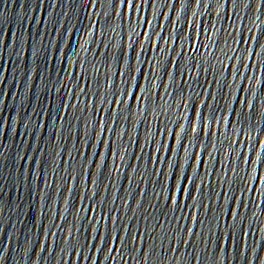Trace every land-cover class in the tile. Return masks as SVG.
<instances>
[{
  "label": "snow or ice",
  "instance_id": "6c2138e0",
  "mask_svg": "<svg viewBox=\"0 0 264 264\" xmlns=\"http://www.w3.org/2000/svg\"><path fill=\"white\" fill-rule=\"evenodd\" d=\"M93 2H95V0H93ZM145 2L148 3V0H145ZM195 3L199 4L200 0H194ZM232 2H236V0H232ZM120 3L125 5V6H130L133 11H135L137 9V5L135 3V0H120ZM117 15H120L119 12L116 13ZM146 24L148 25H151V21H147ZM144 38L145 40H149V36L147 34V32H145L144 34ZM156 35H158V33H156ZM152 47L155 49L157 46L156 45H152ZM160 52H163L165 51L163 48H160L159 50ZM139 56V54H138ZM257 57L259 58V53H257ZM125 60H127V56L124 57ZM237 59H239V57H237ZM264 63V62H262ZM148 64H151L152 65V72L150 74V71L148 69V71H145V69H143V71H141V68L139 69H136V68H133L131 65L128 66V68L125 70L124 68H120L119 69V74L118 76L122 79V81L124 82V84H128V81L131 80L133 82V84L135 85V89L137 91H140V92H143V93H146V95H141V96H138L136 95V91H135V96L133 95L134 91L133 90H130L127 86L126 88H124L122 90V93H116V96H115V101H114V105L116 106H119L121 105V100L119 98V96L122 94L123 96H126L128 98V100H132V101H136V102H139L140 104H144V105H147V103L149 102V98L151 97L152 98V93L151 92H148L147 89L143 88L140 84V82L138 83L137 82V77L135 75L136 72H139L140 76H142L146 81H148V83L150 82L151 84V81L153 79H159L158 75H156L157 73L155 72V67L156 65L153 64V62L151 60L148 61ZM173 66H175V62H173ZM245 67H247V63H245ZM232 74L235 76L236 74V69L235 68H232ZM167 76L171 79L172 78V74L170 71H168L167 73ZM107 83H109L110 86L111 85V82L110 80L107 81ZM153 88H155V85H152ZM164 87H167L166 85H164ZM207 94V93H205ZM162 97V96H161ZM212 99L215 100L216 97H215V94L213 93V96H212ZM110 103H113V101L111 100ZM125 101L123 100V105H124ZM241 104L244 103L243 100H241L240 102ZM204 105V101L202 102V106ZM68 105L65 101V103L62 105V108H61V111L63 112V109L66 108ZM75 106V105H73ZM187 105H184V108L187 109ZM208 107H211V104L208 105ZM248 108L250 109L251 108V101L248 102ZM143 111V109H141ZM116 116V113H113V117ZM194 116L196 117V119L198 120L199 122V125L200 127L197 128L195 125H194V122L192 120L191 122V128H190V131H191V134L193 137H195L197 134H200V138H201V143H200V146L203 147V144H202V136H208L209 134V125L207 123H205V120H206V117L205 116H201V111H198L195 109V112H194ZM236 116H240V112L237 111L236 112ZM186 121L188 119V116L185 117ZM201 120L203 121L202 123V127H201ZM214 121L219 124V123H225V124H228L229 121H227L226 119H222L220 117H216L214 119ZM102 125H104V120L103 118H101L100 122ZM178 127L181 128V130L183 131L184 130V126L183 124H180L178 125ZM107 131L108 132H112V127H107ZM185 133V132H184ZM164 134V133H162ZM167 136L169 138V141L171 140V145L168 143H157L155 141L154 144H156L157 146L152 150V163L156 164L157 165V174H159V166L161 164H165L166 167H168L169 169L172 170V167H173V163L175 161V166L177 168V170H179V173H183V163H184V160L185 158L183 157L182 160H179V161H176L175 158H176V155H177V147H174L173 146V142L175 143V145H177L178 147L180 146L181 144V135H179L176 131L175 133H173V130L169 129L167 130ZM246 134H247V138L249 140V142L252 141V136L250 135V132L246 131ZM214 135H217V133H213L211 132V137L214 136ZM185 140L187 141L189 139V136L188 134L184 136ZM96 140L97 142L100 141V134L99 133H96ZM258 144H261L262 147H264V143H261V141L259 140V143ZM189 145L190 143H187L184 148H183V152H187L188 151V148H189ZM249 146H251L249 144ZM109 147V144H108V140L105 139L103 141V145H102V148L103 149H108ZM143 149V148H141ZM91 150L93 152H95L96 150V147L91 145ZM203 150H204V147H203ZM83 152H81L82 154ZM160 154L159 155V158L157 157V154ZM167 154L170 158L165 161L164 160V155ZM255 155L261 160L262 159V156L259 152H256ZM110 157L112 158H115L117 159L118 161H123L125 159V151L123 150V154H122V149L118 152L117 151V148H116V144L113 143L112 145V148H111V151H110ZM174 158V159H173ZM193 160L197 161L198 165L200 166L201 165V156L199 153H195V155L192 157ZM99 160L103 161L104 160V152L101 151L100 154H99ZM249 161V157L245 156L244 157V162L247 164ZM205 163V162H204ZM255 165V161H251V168L253 170V172L256 171V168L254 167ZM204 166V164H203ZM95 168L98 169L100 171V163H97L95 165ZM190 169H192V166L190 167ZM117 171H119V165L117 166ZM193 171H195V169H192ZM233 172H235V169L233 168L232 169ZM87 174V168L84 170V175ZM77 179V176L76 174H72L69 178V180L71 181H76ZM254 179L258 182V183H264V179H261L260 177H258L257 179V176L254 177ZM174 182H175V192L171 193V196L170 198L168 197V192H167V187H165V190L163 193H165L166 195L164 196V199L165 200H169L170 199V203L172 205H177V201H178V197H179V203H180V199H183V198H187V199H194V195L193 193L194 192H200L201 190V185H198L196 183V180H194L192 177L190 176H187L185 177V174L184 175H181L178 179V172L175 173V176H174ZM95 184H96V179L94 178V175L91 176V180H90V186L95 188ZM182 184H183V187H182ZM190 185L192 186V189H191V196H189V187H186L185 185ZM79 186H80V180H79ZM251 190V189H249ZM68 191L71 193L73 191V189L71 187H69ZM258 191V189H257ZM80 199L81 201L84 200V190L80 188ZM89 199H91V196H89ZM239 202V201H238ZM194 207V205H193ZM87 210V209H85ZM91 213H96V209L94 207H92L91 209ZM231 217L233 220H236L237 218V213L236 212H231L230 213ZM191 219L196 222L197 221V217H191ZM104 220L106 221L107 220V216L104 217ZM97 223H99V220L97 221ZM111 223L113 225H115L116 223V218L115 217H111ZM231 226V225H230ZM97 231V228L92 226L91 228V232L92 233H96ZM189 235L192 234V229L191 228H188L187 229ZM100 239L103 240V236L100 235ZM99 248H96V252H99ZM113 251V248H109V252L111 253ZM75 255L77 257L80 258L81 256V252H76ZM89 257L88 255H86L85 253H83V260H88ZM93 257H91V261H93ZM106 259H108V257H106ZM145 264H147V261H145Z\"/></svg>",
  "mask_w": 264,
  "mask_h": 264
}]
</instances>
